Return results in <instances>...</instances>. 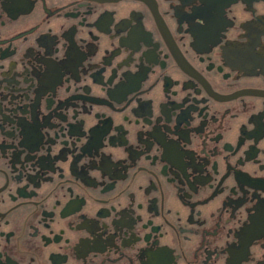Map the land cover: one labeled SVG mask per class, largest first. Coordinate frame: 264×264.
<instances>
[{"label": "flooded vegetation", "instance_id": "af4514ba", "mask_svg": "<svg viewBox=\"0 0 264 264\" xmlns=\"http://www.w3.org/2000/svg\"><path fill=\"white\" fill-rule=\"evenodd\" d=\"M0 264H264V0H0Z\"/></svg>", "mask_w": 264, "mask_h": 264}]
</instances>
